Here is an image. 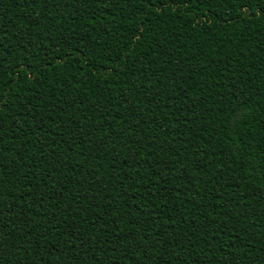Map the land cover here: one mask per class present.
<instances>
[{
    "label": "trees",
    "instance_id": "trees-1",
    "mask_svg": "<svg viewBox=\"0 0 264 264\" xmlns=\"http://www.w3.org/2000/svg\"><path fill=\"white\" fill-rule=\"evenodd\" d=\"M0 108V264H264V0H0Z\"/></svg>",
    "mask_w": 264,
    "mask_h": 264
},
{
    "label": "snow or ice",
    "instance_id": "snow-or-ice-1",
    "mask_svg": "<svg viewBox=\"0 0 264 264\" xmlns=\"http://www.w3.org/2000/svg\"><path fill=\"white\" fill-rule=\"evenodd\" d=\"M173 2H175V3L178 4L180 2V0H143V3L146 6L151 7L152 9H155L156 6L158 4H160V3H165L166 4V3H173ZM189 2L190 3H199L200 0H189ZM221 2L224 3V4H226V5L227 4H237V3L243 5L244 0H217V4H219ZM0 111H2V108H0Z\"/></svg>",
    "mask_w": 264,
    "mask_h": 264
}]
</instances>
